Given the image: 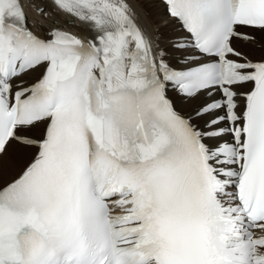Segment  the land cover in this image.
Listing matches in <instances>:
<instances>
[{"label":"snow or ice","instance_id":"1","mask_svg":"<svg viewBox=\"0 0 264 264\" xmlns=\"http://www.w3.org/2000/svg\"><path fill=\"white\" fill-rule=\"evenodd\" d=\"M50 2L92 40L0 0V264H264V0H164L155 52L127 0Z\"/></svg>","mask_w":264,"mask_h":264},{"label":"bare ground","instance_id":"2","mask_svg":"<svg viewBox=\"0 0 264 264\" xmlns=\"http://www.w3.org/2000/svg\"><path fill=\"white\" fill-rule=\"evenodd\" d=\"M25 2L28 3V12L35 15L31 20H33V26L38 34H45L46 30L52 27L54 20L58 23L71 24L62 14L50 15L47 18L38 14L33 4L37 7L43 6L49 13H53V6L47 0H25ZM127 2L134 12L135 21L145 31V34L151 38L153 50L168 49L171 51L172 40L175 37L183 36V33L176 21L167 16L164 4L160 0H127ZM70 28L80 34L88 33V30L80 26L73 25ZM243 47L245 51L250 52L252 58L258 59L261 55H264V35L257 34V42L251 49L247 45ZM171 95H173L178 110H189L190 106L187 105L186 101L181 100L176 92H172Z\"/></svg>","mask_w":264,"mask_h":264}]
</instances>
